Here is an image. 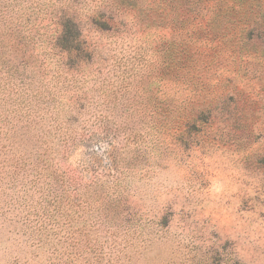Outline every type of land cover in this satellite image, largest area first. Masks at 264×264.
Segmentation results:
<instances>
[{
  "label": "rangeland",
  "instance_id": "374dc122",
  "mask_svg": "<svg viewBox=\"0 0 264 264\" xmlns=\"http://www.w3.org/2000/svg\"><path fill=\"white\" fill-rule=\"evenodd\" d=\"M0 264H264V0H0Z\"/></svg>",
  "mask_w": 264,
  "mask_h": 264
},
{
  "label": "trees",
  "instance_id": "16d2710c",
  "mask_svg": "<svg viewBox=\"0 0 264 264\" xmlns=\"http://www.w3.org/2000/svg\"><path fill=\"white\" fill-rule=\"evenodd\" d=\"M59 23L63 26V31L57 37V45L61 49L76 48L79 42V32L77 30L76 16L71 13L62 12L59 16ZM62 29V28H61Z\"/></svg>",
  "mask_w": 264,
  "mask_h": 264
}]
</instances>
